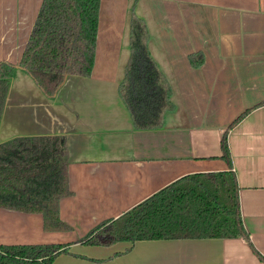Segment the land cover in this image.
I'll list each match as a JSON object with an SVG mask.
<instances>
[{"label":"crops","instance_id":"0c3cea01","mask_svg":"<svg viewBox=\"0 0 264 264\" xmlns=\"http://www.w3.org/2000/svg\"><path fill=\"white\" fill-rule=\"evenodd\" d=\"M42 2L0 0V62L19 63ZM133 13L172 91L160 128H136L119 93ZM49 135L67 145L66 228L47 230L41 213L0 207V245H68L54 264H264V0H101L89 77L68 78L48 96L26 70L14 72L0 142ZM228 171L249 239L82 242L184 176Z\"/></svg>","mask_w":264,"mask_h":264},{"label":"trees","instance_id":"16d2710c","mask_svg":"<svg viewBox=\"0 0 264 264\" xmlns=\"http://www.w3.org/2000/svg\"><path fill=\"white\" fill-rule=\"evenodd\" d=\"M100 7L101 0H43L19 63L0 62V121L17 68L26 70L48 96L68 78L92 74ZM149 37L146 22L133 13L131 54L119 93L138 129L162 127L173 108L170 84L150 53ZM223 146L230 161L226 140ZM66 151L62 135L0 142V207L41 213L47 230L66 228L60 219V201L71 193ZM238 237L249 239L236 175L228 171L184 176L120 217L102 222L82 242L111 246ZM64 253H69L66 244L0 245V264H54Z\"/></svg>","mask_w":264,"mask_h":264}]
</instances>
